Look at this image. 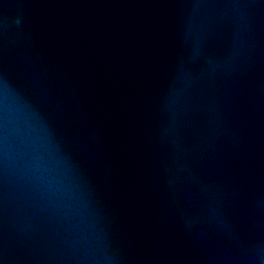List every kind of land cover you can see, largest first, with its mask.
<instances>
[{"label":"water","instance_id":"1","mask_svg":"<svg viewBox=\"0 0 264 264\" xmlns=\"http://www.w3.org/2000/svg\"><path fill=\"white\" fill-rule=\"evenodd\" d=\"M0 264H264V0H0Z\"/></svg>","mask_w":264,"mask_h":264}]
</instances>
